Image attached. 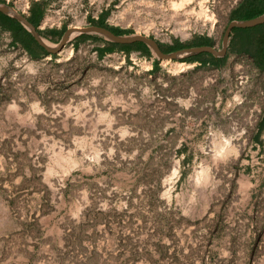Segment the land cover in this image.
<instances>
[{"label": "rangeland", "instance_id": "obj_1", "mask_svg": "<svg viewBox=\"0 0 264 264\" xmlns=\"http://www.w3.org/2000/svg\"><path fill=\"white\" fill-rule=\"evenodd\" d=\"M4 1L20 13L41 2L40 29L107 10L108 25L161 43L217 46L239 0ZM151 59H96L88 42L31 58L0 31V264H264V69L230 53L220 69L160 60L164 75H150ZM180 143L190 160L171 153L151 198L162 165L149 151ZM141 196L179 226L157 228Z\"/></svg>", "mask_w": 264, "mask_h": 264}, {"label": "trees", "instance_id": "obj_2", "mask_svg": "<svg viewBox=\"0 0 264 264\" xmlns=\"http://www.w3.org/2000/svg\"><path fill=\"white\" fill-rule=\"evenodd\" d=\"M0 3H5L4 0H0ZM10 5L9 3H7ZM43 4L41 2H32L28 9V14L25 16L27 21L31 23L33 27L36 28L37 32L43 37L47 38L50 41L57 42L61 34L65 30L66 26L63 24L58 28L50 27L44 29H37L39 22L43 15ZM264 12V0H239L238 3L229 11L227 15V21L229 20H240L248 19L255 17ZM108 14L107 10L99 12L96 18L88 16L86 21L88 25H95L103 27L111 31L116 35H126L132 34L133 30L130 28H120L117 26L108 25L105 21V18ZM226 21V22H227ZM0 29L2 31H8L10 34V42L14 45H18L25 53L31 58H37L40 56L49 55L41 46H39L31 35L13 18L2 14L0 12ZM151 37V36H148ZM91 43L92 50L95 51L96 59H101L105 54L111 53L113 51L121 52L124 57L128 60L130 52H136L139 56L146 59H151V67L148 71V74L154 75L159 73L164 75L163 70L161 69L159 62L160 60L155 57V55L150 51V49L142 42H134L130 44H117L106 40L105 38L96 35V34H85L81 33L75 36L69 44L73 46L74 49L81 43ZM159 49L163 53H167L176 49L192 46H202V45H213L212 39L205 35H197L190 42H179L178 40H172L171 43H161L157 41ZM233 53L236 55H247L252 60V64L258 70L264 69V22L253 27L248 28H232L228 36L226 51L223 56L214 57L209 53L202 52L193 56L183 58L181 61L192 63L195 62L193 70L197 69H220L228 54ZM51 58H55V54H50ZM182 75V74H181ZM264 128V106L261 110V116L256 125V132L261 131ZM158 147L156 146L154 150H150L148 154V160H154L155 164L162 165V168L153 169L154 171V183L150 190L151 198H155L157 193V188L159 186L160 176L168 167L170 161L169 155L172 153L174 157L179 158L181 164L187 163L190 160L191 153H188L185 143H180L177 147L169 146L168 155L166 154H157ZM143 149L141 147L137 150V156L142 153ZM162 163V164H161ZM179 177H182V172H180ZM136 180H139V176ZM139 203L145 202L148 208L152 207L150 211L151 219L155 222L157 228L164 229L168 231L171 228H176L179 226V221L182 219L178 212L170 208L165 209L162 207L159 211L153 209V203H149V200L143 196L139 197ZM148 202V203H147ZM128 207V202L125 205L126 210ZM84 210V209H83ZM123 212V211H122ZM142 218V215L140 216ZM171 222V223H170ZM170 223V224H169ZM121 225L119 221L117 227ZM167 235V234H166ZM168 237V236H167ZM170 243L163 242L160 243V239L155 243V249L166 251ZM176 254H180L179 249L176 250ZM174 264L179 263L178 255H174Z\"/></svg>", "mask_w": 264, "mask_h": 264}, {"label": "water", "instance_id": "obj_3", "mask_svg": "<svg viewBox=\"0 0 264 264\" xmlns=\"http://www.w3.org/2000/svg\"><path fill=\"white\" fill-rule=\"evenodd\" d=\"M0 12L15 19L31 35L34 41L39 46H41L48 54H58L63 49V47L67 43H69L75 36L81 33H85L99 35L106 40L117 44L142 42L150 49V51L155 55L156 58L165 61H181L183 58L193 56L202 52L209 53L214 57L223 56L226 51L228 36L232 28H248L264 22V12L248 19L229 20L225 23L222 29L217 46L202 45L184 47L167 53H163L159 49L158 44L153 37H148L147 35L138 33L116 35L106 28L88 24L81 27H66L58 41L53 42L39 34L36 28L27 21L24 14L20 13L13 6L8 5L6 2L0 3Z\"/></svg>", "mask_w": 264, "mask_h": 264}, {"label": "bare ground", "instance_id": "obj_4", "mask_svg": "<svg viewBox=\"0 0 264 264\" xmlns=\"http://www.w3.org/2000/svg\"><path fill=\"white\" fill-rule=\"evenodd\" d=\"M186 2V0H180V1H176V0H170L169 1V6L173 9V10H177L178 8H180L181 5H183L184 3ZM201 4V3H199ZM24 7V6H23ZM29 8V4L27 3L26 4V9ZM201 11L197 13V15H200V14H203V17L205 16V18H210V20H214L210 15H207L205 13V11L201 8L200 9ZM25 13V12H24ZM185 64L184 63H179V62H176V63H172V66H174V68H181L183 67ZM226 144H230V139L228 138V140L226 139ZM224 152V151H222Z\"/></svg>", "mask_w": 264, "mask_h": 264}, {"label": "crops", "instance_id": "obj_5", "mask_svg": "<svg viewBox=\"0 0 264 264\" xmlns=\"http://www.w3.org/2000/svg\"><path fill=\"white\" fill-rule=\"evenodd\" d=\"M29 9V8H28ZM25 12V13H24ZM22 14H24L25 16L28 14V10L27 11H23V13ZM43 21H44V18H43ZM38 27V26H37ZM55 28H58V27H55ZM38 29H40L39 27H38ZM5 32V31H4ZM6 34H8L7 32H5ZM9 35V34H8ZM71 45V44H70Z\"/></svg>", "mask_w": 264, "mask_h": 264}, {"label": "flooded vegetation", "instance_id": "obj_6", "mask_svg": "<svg viewBox=\"0 0 264 264\" xmlns=\"http://www.w3.org/2000/svg\"><path fill=\"white\" fill-rule=\"evenodd\" d=\"M0 31H2L1 29H0ZM5 32H7L8 34H9V32L8 31H5ZM9 36H10V34H9ZM10 39H11V37H10ZM50 55V54H49Z\"/></svg>", "mask_w": 264, "mask_h": 264}]
</instances>
